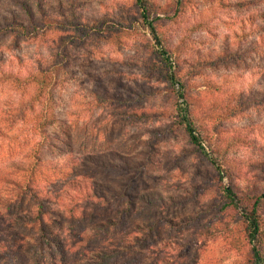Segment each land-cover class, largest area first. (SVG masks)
I'll list each match as a JSON object with an SVG mask.
<instances>
[{"label":"rangeland","instance_id":"rangeland-1","mask_svg":"<svg viewBox=\"0 0 264 264\" xmlns=\"http://www.w3.org/2000/svg\"><path fill=\"white\" fill-rule=\"evenodd\" d=\"M148 1L210 159L177 123L179 87L135 0H0V27L23 15L20 2L62 23L29 38L0 33L1 260L253 264L223 189L264 190V0ZM30 178L44 225L21 188ZM149 194L157 208L142 202Z\"/></svg>","mask_w":264,"mask_h":264},{"label":"trees","instance_id":"trees-1","mask_svg":"<svg viewBox=\"0 0 264 264\" xmlns=\"http://www.w3.org/2000/svg\"><path fill=\"white\" fill-rule=\"evenodd\" d=\"M136 5L138 6L140 10V15L142 17L143 23L146 26L148 32L153 37L155 44L154 49L158 57L161 59V61L166 65L168 68L167 71V81L170 87L174 90L178 85L179 91L177 100L174 106V114L177 119L178 125L184 130L185 135L189 139L190 143L193 144L200 154L205 156L206 158H209V154L206 153L204 145H203V138L198 131V128L196 127V122L194 118V114L190 111L191 104L188 101L185 90L186 87L184 84L180 81L178 76L174 73L173 70H171V64H170V58H171V52L164 44L163 36L162 34L157 30L155 26V20L150 16V13L148 11L149 9V1L148 0H135ZM23 15L22 16H12L11 18L7 19V22L0 27V33L1 32H8L10 34L20 36L23 38H29L31 36H34L38 33L40 29H43L47 26H60L62 25L61 22L55 20L54 18H50L46 14V10L44 6L41 4H37V12L33 11V8L31 5L27 4L26 2H20ZM74 7V5H71V7ZM74 10L71 9V18L74 20ZM36 14H39L36 16ZM152 18V19H151ZM70 21V20H69ZM74 35H70L69 37H66L67 41H70V38H72ZM65 39L61 40L59 42V47H62L65 45ZM46 71V70H45ZM41 72V77L46 75V72ZM37 82L38 87H42L45 83L44 80H40L39 78H36L35 80ZM16 119L23 120L25 117V112H16L15 114ZM121 159H124L123 166L131 169V170H137L140 172V167L134 165L130 160L126 158V156H119ZM110 156L108 157V161H110ZM93 163L95 161L99 163L98 158H90ZM211 161L213 165L216 167L217 170L223 172L225 167V160H222L220 158L213 159L211 158ZM105 161H101V164H104ZM99 163V164H100ZM105 165V164H104ZM226 171V170H225ZM22 189L25 191L30 192L31 196L35 199L36 203L38 204V215L34 220L39 221L40 225H44V214L46 213L43 208L45 205V202L43 200V197L39 195V192L35 189V186L33 184V180L30 178L27 180L26 184L21 186ZM79 187H77L78 189ZM83 191V190H81ZM92 194L90 197L94 201H96L97 198L103 199L104 196L99 195L98 192L95 190V188H91ZM223 196L225 199H227V202L229 205L232 206L233 210L238 215L240 221L243 224L244 227V234L246 237V240L248 244L250 245V252L251 257L253 260V264H264V190L260 192L257 195L250 196L247 199H244L243 197L238 196L232 189L225 187L223 189ZM121 197L128 198L130 195L127 190H123L120 193ZM142 202L146 205L157 208L159 206V200L153 195L149 194L147 196H143ZM105 200V199H104ZM247 202H246V201ZM97 202V201H96ZM40 215V216H39ZM116 224L113 220L105 222V225H113ZM43 231H46L43 227ZM144 233V232H141ZM47 239L50 238V234L46 232ZM114 253L111 252V255L109 257H114ZM104 260L107 259V257L103 258ZM110 260V258H109ZM108 261V260H107ZM0 264H18L16 263H10L6 262L5 260L0 259Z\"/></svg>","mask_w":264,"mask_h":264}]
</instances>
